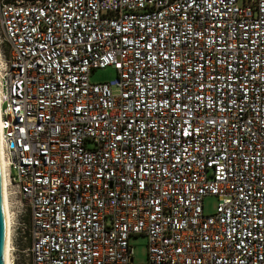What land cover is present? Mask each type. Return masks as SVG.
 <instances>
[{"label": "built area", "instance_id": "1", "mask_svg": "<svg viewBox=\"0 0 264 264\" xmlns=\"http://www.w3.org/2000/svg\"><path fill=\"white\" fill-rule=\"evenodd\" d=\"M0 30L25 264H264V0H0Z\"/></svg>", "mask_w": 264, "mask_h": 264}, {"label": "rangeland", "instance_id": "2", "mask_svg": "<svg viewBox=\"0 0 264 264\" xmlns=\"http://www.w3.org/2000/svg\"><path fill=\"white\" fill-rule=\"evenodd\" d=\"M1 35V30H0ZM117 77V71L112 66L99 68L90 74V80L94 83L111 82ZM116 94L117 89L113 87ZM16 189L8 186L9 210L11 213V241H10V260L11 264H25L27 261L28 240V218L20 217L18 197L14 191ZM217 197L208 195L203 198V211L205 214H214L217 204ZM129 244L133 250V259L137 263L144 262L147 258V237L144 235L131 236Z\"/></svg>", "mask_w": 264, "mask_h": 264}, {"label": "bare ground", "instance_id": "3", "mask_svg": "<svg viewBox=\"0 0 264 264\" xmlns=\"http://www.w3.org/2000/svg\"><path fill=\"white\" fill-rule=\"evenodd\" d=\"M0 164L2 170V181H3V201H4V210L6 217V244H5V264H11L10 260V241H11V213L9 210V201H8V180L6 176L7 162L4 154V146L2 139L0 138Z\"/></svg>", "mask_w": 264, "mask_h": 264}, {"label": "water", "instance_id": "4", "mask_svg": "<svg viewBox=\"0 0 264 264\" xmlns=\"http://www.w3.org/2000/svg\"><path fill=\"white\" fill-rule=\"evenodd\" d=\"M6 217L3 201V181L0 164V264H5Z\"/></svg>", "mask_w": 264, "mask_h": 264}]
</instances>
